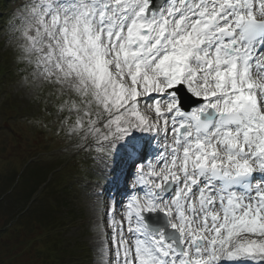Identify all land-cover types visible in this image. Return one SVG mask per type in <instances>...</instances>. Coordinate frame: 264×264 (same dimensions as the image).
<instances>
[{
	"label": "snow or ice",
	"instance_id": "6c2138e0",
	"mask_svg": "<svg viewBox=\"0 0 264 264\" xmlns=\"http://www.w3.org/2000/svg\"><path fill=\"white\" fill-rule=\"evenodd\" d=\"M16 19L56 134L127 167L119 219L93 193L95 264H264V0H22Z\"/></svg>",
	"mask_w": 264,
	"mask_h": 264
},
{
	"label": "trees",
	"instance_id": "16d2710c",
	"mask_svg": "<svg viewBox=\"0 0 264 264\" xmlns=\"http://www.w3.org/2000/svg\"><path fill=\"white\" fill-rule=\"evenodd\" d=\"M2 6L3 2L0 0V8ZM14 25L18 26L19 21L11 14L0 17V99L4 97L7 101V104L0 103L1 108L5 110L0 112L1 117L4 115L0 133L9 132V123L15 117L13 114L34 115L35 112L31 109L33 103H38V99L29 98L20 92L17 96L23 101L21 104L17 96L4 92L5 89H9L12 82L20 79L17 69L23 67L19 62L20 52L17 47L19 42L15 39L18 33L15 32ZM20 82L23 81L20 79ZM37 82L29 80L27 83L34 88ZM40 88L42 93L36 95V98L39 97L41 100L40 104L42 105L45 100H51L55 109V98L49 96L51 86L42 84ZM31 158L25 159L21 169L12 172L0 185V220L5 217L9 219V222L0 226V264H26L23 256H28L29 252L34 255L32 260H39L43 264H70L75 256L74 249L77 250L79 247L68 244L63 229L75 220L77 210L69 206V202L71 204L72 201L68 189L66 187L59 189L63 178L47 183L46 175L40 177L46 165L29 163ZM42 185L44 186L37 195ZM43 206L45 208H42ZM35 224L38 227L32 229V225ZM41 244H45L46 249H39Z\"/></svg>",
	"mask_w": 264,
	"mask_h": 264
},
{
	"label": "rangeland",
	"instance_id": "374dc122",
	"mask_svg": "<svg viewBox=\"0 0 264 264\" xmlns=\"http://www.w3.org/2000/svg\"><path fill=\"white\" fill-rule=\"evenodd\" d=\"M3 6L0 8L2 14L12 12V15L16 18V8L17 5L22 2V0H2ZM0 14V16H2ZM43 83L37 82L35 87L32 88L30 83H23L19 80L12 82L9 86V89H5V93H9L11 96H17V93L22 92L26 94L29 98L38 99V103H33L32 109L35 114H25L20 121L12 119V124L8 127L9 132L0 133V185L4 183L7 178L11 175L12 172L19 171L21 166L24 163V160L31 158L37 153H42L40 159L45 163H51L53 160H57L58 156H63L65 159H68V162L72 166L76 164L74 159L76 156H79L75 149L70 148L69 141L67 138H62L60 135H57V126L54 123L56 121V115L54 108L52 107V102L50 105L53 113L48 115L42 111V108L45 107V104H40V98H36V95L42 93L40 86ZM17 100L22 104L23 101H20L17 96ZM51 101V100H50ZM53 101V100H52ZM5 102L4 97L0 99V103ZM57 103V102H54ZM7 104V102H6ZM8 106V105H7ZM48 109L50 110V106ZM10 107V106H9ZM25 108V107H24ZM41 109V110H40ZM4 108H1L2 112ZM4 116V115H3ZM3 116L0 114V126L3 123ZM47 125V126H45ZM89 156L88 154L81 153L82 156ZM79 158H76L77 161ZM118 161V160H117ZM119 164L118 170L124 166L123 162H117ZM86 175L78 176L74 175L70 177V181L67 183V186L70 191L75 193L76 200L72 202L73 207H78L81 211L76 216V220L72 221L66 228L63 229V235L67 238V241L72 245H80L86 248V255L82 258V264H95V253L92 250V246L95 243L93 239V219L96 215V201L97 197L93 195L94 192L98 193V190H104L108 186L107 184L113 180V171L115 167L109 172L103 169L101 166H98L96 161L92 158H88V166H86ZM82 170V169H80ZM46 173L51 176L52 173L46 171ZM57 177L54 175L53 178ZM94 177H99V181L93 179ZM51 200V199H50ZM104 203H107L109 208L114 204L110 199L105 197L104 194L100 195V211H103ZM42 206V205H41ZM41 208V207H40ZM42 208H45L43 206ZM116 218H120V211L116 207ZM5 222H9V219L5 217L0 220V226ZM15 227V224L12 223ZM19 226V225H18ZM38 226L32 225V229H36ZM29 229V228H28ZM39 233V231H37ZM34 235V234H33ZM33 237V236H32ZM65 241V244H67ZM39 249H46L45 244H41ZM34 255L29 252V255L23 256L25 263L29 262L35 264H43L39 260H32ZM22 259V260H23Z\"/></svg>",
	"mask_w": 264,
	"mask_h": 264
},
{
	"label": "bare ground",
	"instance_id": "6f19581e",
	"mask_svg": "<svg viewBox=\"0 0 264 264\" xmlns=\"http://www.w3.org/2000/svg\"><path fill=\"white\" fill-rule=\"evenodd\" d=\"M116 165H117V163H116ZM116 165H115V166H116Z\"/></svg>",
	"mask_w": 264,
	"mask_h": 264
}]
</instances>
